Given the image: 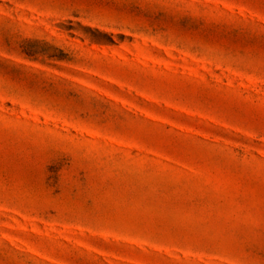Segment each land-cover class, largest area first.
<instances>
[{"label": "rangeland", "instance_id": "rangeland-1", "mask_svg": "<svg viewBox=\"0 0 264 264\" xmlns=\"http://www.w3.org/2000/svg\"><path fill=\"white\" fill-rule=\"evenodd\" d=\"M0 264H264V0H0Z\"/></svg>", "mask_w": 264, "mask_h": 264}]
</instances>
